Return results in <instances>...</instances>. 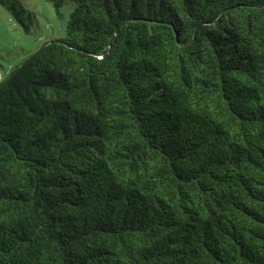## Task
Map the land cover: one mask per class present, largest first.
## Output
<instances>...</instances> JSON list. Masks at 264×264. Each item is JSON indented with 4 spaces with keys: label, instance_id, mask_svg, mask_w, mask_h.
Here are the masks:
<instances>
[{
    "label": "trees",
    "instance_id": "obj_1",
    "mask_svg": "<svg viewBox=\"0 0 264 264\" xmlns=\"http://www.w3.org/2000/svg\"><path fill=\"white\" fill-rule=\"evenodd\" d=\"M47 1L64 37L0 82V264H264V0Z\"/></svg>",
    "mask_w": 264,
    "mask_h": 264
},
{
    "label": "rangeland",
    "instance_id": "obj_2",
    "mask_svg": "<svg viewBox=\"0 0 264 264\" xmlns=\"http://www.w3.org/2000/svg\"><path fill=\"white\" fill-rule=\"evenodd\" d=\"M20 1L26 9L22 15L23 24L0 4V82L46 41L64 37L65 25L73 9V5L67 3L61 6L58 14L47 0Z\"/></svg>",
    "mask_w": 264,
    "mask_h": 264
}]
</instances>
